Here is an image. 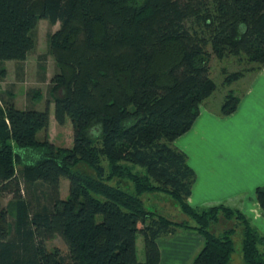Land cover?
<instances>
[{"label": "trees", "instance_id": "obj_1", "mask_svg": "<svg viewBox=\"0 0 264 264\" xmlns=\"http://www.w3.org/2000/svg\"><path fill=\"white\" fill-rule=\"evenodd\" d=\"M38 19L58 23L47 37L57 68L49 93L72 143L38 139L47 109L0 96V192L11 193L0 205V264H159L156 241L180 229L202 238L188 264H229L235 228L242 263L264 264V234L242 211L188 204L194 172L171 146L216 89L210 54L264 67V0H0V63L25 59ZM238 99L226 91L218 114ZM156 192L193 224L146 209L140 196ZM253 196L264 213V185ZM54 236L64 253L46 246Z\"/></svg>", "mask_w": 264, "mask_h": 264}, {"label": "rangeland", "instance_id": "obj_2", "mask_svg": "<svg viewBox=\"0 0 264 264\" xmlns=\"http://www.w3.org/2000/svg\"><path fill=\"white\" fill-rule=\"evenodd\" d=\"M57 28L58 23L50 24L47 20L38 19L32 32L34 47L27 53L25 59L21 62L5 60L0 63V67H2L5 72L4 76L0 78V96L6 98V93L11 92L14 106L19 109L32 108L35 110H43L46 108L48 111V124L44 130H40L36 133V137L38 139L46 137L55 146L70 147L72 143L70 121L66 119L63 125H58L55 122L53 118L52 97L49 93L51 85L50 79L57 71V68L53 56L48 51L47 37ZM255 68L256 66L251 63L247 64L242 62L237 64V62L231 57L219 61L213 54H210L209 76L216 84V89L202 105L204 107L219 106L222 95L228 90L235 95H239L254 77V74L262 69L259 68L255 70ZM221 69H223L225 73L230 72V74L224 77L225 75L221 73ZM223 81L224 85H222ZM222 116L223 115H219L220 118H222ZM237 121L238 118L230 120L226 125L228 128L220 130L219 136H217V140L219 141L218 146L228 147L231 150L245 148L247 151L245 150L244 152H241L242 154H248L249 150L252 153L255 148V140L251 137L250 131L251 127L254 129V123L241 125V122ZM250 138L251 143H253L252 145H248ZM186 140L191 141V143L189 142L188 144V150H186L191 161L192 152L198 147L205 146H202V142L193 143V140L190 139V137H187ZM171 146L173 145L171 144ZM23 187L24 185L19 183L21 195L28 197L31 193H26ZM67 188L68 180L66 178H60L59 196L61 198L66 196ZM140 198L144 207L148 210H154L174 221L187 220L188 223L193 224V221L181 213L179 209L173 205L170 198L164 193H144ZM10 199L11 193L8 191L0 192L1 206H4ZM258 210L259 213H255L256 218L260 217L258 214L261 215L259 220L257 219L258 221H253L255 219L251 218L253 215L252 211L250 217L244 212L243 213L249 217L250 220L252 219V226L261 233V228L264 230V213L261 209ZM209 228L213 229L212 231L215 233H220L222 229H220V224H212ZM177 231L181 232V229ZM135 237L137 238V245L135 248L136 260L139 261L143 259L142 242L139 234H136ZM170 237L171 236L160 238L158 240L160 241L158 247L161 251L159 264H172V257L168 254V252L173 249L168 246V238ZM231 238L233 241V252L230 256L229 264H243L240 253V232L238 228H235ZM46 246L48 248H57L63 253L66 251L64 243L58 236H54L50 240H47Z\"/></svg>", "mask_w": 264, "mask_h": 264}, {"label": "crops", "instance_id": "obj_3", "mask_svg": "<svg viewBox=\"0 0 264 264\" xmlns=\"http://www.w3.org/2000/svg\"><path fill=\"white\" fill-rule=\"evenodd\" d=\"M238 96L234 111L222 118L218 114L219 106L200 105L189 129L174 138L171 144L185 154L186 163L194 172V181L186 198L189 205L202 208L222 203L239 209L249 217L253 213L251 218L256 221L261 215L258 214L260 217L256 218L255 213H259L260 208L253 190L256 186L264 185V67L254 74ZM234 118H238L237 122H241V125L254 123V129L251 127L250 131L255 140L252 153L249 150L248 154H242L245 148L231 150L218 146L220 130L228 128L227 123ZM187 137L193 143L202 142V146H205L192 152L191 161L186 151L191 143L186 140ZM250 143L251 138L248 145L253 144ZM261 231L264 234L262 228ZM168 239V246L173 248L168 252L172 264H188L202 245L200 235L190 230L176 231ZM136 241L135 237V248ZM158 250L160 259L159 247Z\"/></svg>", "mask_w": 264, "mask_h": 264}]
</instances>
